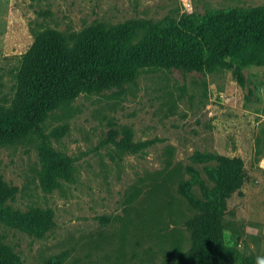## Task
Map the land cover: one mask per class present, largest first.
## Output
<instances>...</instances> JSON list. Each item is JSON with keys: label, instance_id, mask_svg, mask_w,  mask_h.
<instances>
[{"label": "rangeland", "instance_id": "rangeland-1", "mask_svg": "<svg viewBox=\"0 0 264 264\" xmlns=\"http://www.w3.org/2000/svg\"><path fill=\"white\" fill-rule=\"evenodd\" d=\"M264 7V0H0V104L15 95L22 56L36 34L98 23L182 22L208 12ZM195 72L144 68L122 89L82 94L40 133L0 146V174L15 190L0 208V235L16 264L184 262L187 221L213 183L201 156L240 158L244 181L227 200V242L264 257V64ZM123 142H128L125 147ZM48 149L56 160L48 161Z\"/></svg>", "mask_w": 264, "mask_h": 264}, {"label": "trees", "instance_id": "trees-1", "mask_svg": "<svg viewBox=\"0 0 264 264\" xmlns=\"http://www.w3.org/2000/svg\"><path fill=\"white\" fill-rule=\"evenodd\" d=\"M254 63L264 64V7L208 12L182 22L98 23L70 34L45 30L22 56L12 102L0 104V146L40 133L52 113L82 94L122 89L144 68L232 69L244 87V67ZM46 159L57 157L48 149ZM200 159L215 162L206 170L213 187H206L199 172L190 169L205 199L193 196L191 182L182 184V193L198 212L187 221L191 247L184 262L169 259L165 264H254L252 257L227 242L223 224L227 200L244 181L242 160L216 155ZM56 162L64 164L62 159ZM14 194L0 174V208ZM16 263L0 235V264Z\"/></svg>", "mask_w": 264, "mask_h": 264}, {"label": "clouds", "instance_id": "clouds-1", "mask_svg": "<svg viewBox=\"0 0 264 264\" xmlns=\"http://www.w3.org/2000/svg\"><path fill=\"white\" fill-rule=\"evenodd\" d=\"M257 264H264V257H258Z\"/></svg>", "mask_w": 264, "mask_h": 264}]
</instances>
